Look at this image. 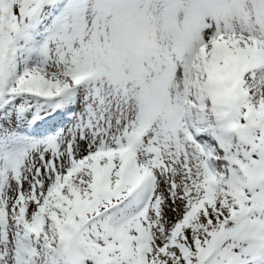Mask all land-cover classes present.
I'll return each mask as SVG.
<instances>
[{"label": "snow or ice", "instance_id": "6c2138e0", "mask_svg": "<svg viewBox=\"0 0 264 264\" xmlns=\"http://www.w3.org/2000/svg\"><path fill=\"white\" fill-rule=\"evenodd\" d=\"M0 264H264V0H0Z\"/></svg>", "mask_w": 264, "mask_h": 264}]
</instances>
